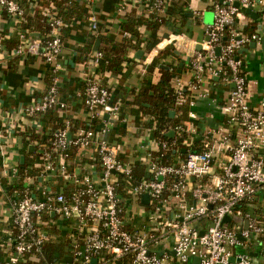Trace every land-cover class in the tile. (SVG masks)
Here are the masks:
<instances>
[{
	"label": "built area",
	"instance_id": "built-area-1",
	"mask_svg": "<svg viewBox=\"0 0 264 264\" xmlns=\"http://www.w3.org/2000/svg\"><path fill=\"white\" fill-rule=\"evenodd\" d=\"M140 1L144 17L153 14L158 21L166 17L170 0ZM132 2L123 0L118 10L124 11ZM252 2L212 0L208 39L189 57L191 79L186 85L180 80L172 82L175 105L187 111L167 132L172 130L173 137L183 139L184 156L177 154L175 141L155 137L146 126L138 162L122 158L121 142L109 140L115 126L127 121L120 100L113 99L108 84L86 73L81 93L86 126L69 137L70 120L63 116L37 163L27 166L23 174L16 160L2 158L0 195L7 196L10 213L9 225L0 236V264H252L251 252L260 255L257 264H264V249H256L259 239L264 243V220L257 221L251 215L254 205L245 203L264 187V156L260 154L264 149V97L258 106L249 103V84L239 57L249 37L231 26ZM0 8L19 24L15 54L42 57L48 65L47 89L31 103L17 107L40 130L43 113L54 106L66 107L58 96L60 28L65 22L54 13L51 1L35 7L50 14V31L43 40L20 26L25 10L16 0H0ZM89 20L96 31L97 19L90 14ZM123 35L130 34L123 31ZM178 36L175 32L166 40ZM223 38L226 42L221 44ZM250 39L257 36L252 34ZM102 58V52L94 50L89 66L100 67ZM205 74L230 85L224 106L230 130L219 137H214L218 132L213 130L199 133L192 110L194 98L203 94L200 86ZM178 109L172 110L174 116L181 115ZM2 125L10 136L9 125ZM193 142L199 143L201 151L187 149ZM70 147L80 151L73 165L69 164ZM171 151L176 153L174 162L162 163V155ZM216 152L222 159L217 164ZM138 163L142 174L136 181L134 166ZM215 164L218 174L212 181L209 177ZM58 177L73 186L67 192L52 186L51 179ZM144 194L147 202L142 200ZM226 215L247 219V227L242 222L222 224ZM56 237L65 242L62 255L53 262L43 261L45 245ZM194 257L199 262H193Z\"/></svg>",
	"mask_w": 264,
	"mask_h": 264
},
{
	"label": "crops",
	"instance_id": "crops-1",
	"mask_svg": "<svg viewBox=\"0 0 264 264\" xmlns=\"http://www.w3.org/2000/svg\"><path fill=\"white\" fill-rule=\"evenodd\" d=\"M36 1L23 0L29 5L26 11L28 15H32L34 8L39 6ZM122 1L76 0L86 10L82 16L74 18L69 24L62 38L59 57L58 96L66 107L60 109L59 106H54L43 113L40 118V130L37 127L33 128L30 117H25L23 111L17 110V107L31 103L33 98L47 89L50 82L48 65L42 57H21L15 54L19 24L0 8V170L3 157L16 160L19 164L20 156L23 155L25 162H29V165L37 163L39 153L48 147V137L51 132L61 126L63 116L70 120L69 137L75 134L76 129L86 126L87 115L81 102L86 73L101 83L108 84L113 99L120 100L122 115L127 117V121L115 126L109 135V140L121 142L120 156L122 158L138 162L139 145L144 144L146 140L144 130L147 128L146 122L149 120V115L142 111H134L136 109L135 95L143 83H156L160 79V69L163 68L161 65L168 66V69L175 68L176 75L171 83L175 80H180L185 85L188 83L191 79L189 57L194 51L201 50L208 39L206 29L213 19L212 0H170V5L174 8L165 23L157 28L158 43L152 48H148L145 43L140 44V48L130 47L124 43L123 23L143 15L144 8L140 0H132L133 2L127 5V8L123 7L124 11H119L118 7ZM53 6L54 13L58 12L57 4ZM247 8L253 13H247L245 11ZM90 14L97 19L96 31L91 28ZM234 26L243 36L248 37L245 32L246 27L257 36L255 40L250 39L249 36L248 42L242 47L247 50L239 53V57L249 84V103L258 106L264 97V0H253L248 7L244 8L242 14L235 18ZM137 30L143 35L150 36V31L144 24H139ZM175 32L179 33L178 38L167 42L169 35ZM31 35L40 36L36 31ZM252 41L255 42L254 47L250 45ZM98 49H104L110 57L122 58L120 69L110 71L89 66L92 52ZM163 50L164 53L159 56V52ZM139 51L142 52L139 53ZM157 57L159 64L149 69L151 61ZM229 89L230 85H224L220 77L204 75L200 86L203 94L194 98L195 104L192 107L197 116L199 133L213 130L218 132L214 137H219L220 134L225 135L229 132L230 127L224 111ZM189 94L192 96L191 93ZM184 108L186 114L187 109ZM2 124L9 125L10 136L5 131L6 126ZM30 130L38 135L47 136V139L40 142L31 138ZM68 153L69 164L73 165L80 151L70 147ZM260 154L264 156V149L260 151ZM220 157L221 155L216 152V164L222 161ZM216 164L209 177L212 181L215 178L213 176L218 174ZM74 170L80 172L77 167H74ZM50 183L63 192H67L73 186L72 183L63 181L60 177L51 179ZM0 201H2L0 236H3V230L9 225L10 212L5 194L0 195ZM253 205L254 209H251L253 216L264 220V187H260L257 201ZM260 247L264 249L262 239L258 241L256 249ZM256 260L260 261V255L256 257Z\"/></svg>",
	"mask_w": 264,
	"mask_h": 264
},
{
	"label": "trees",
	"instance_id": "trees-1",
	"mask_svg": "<svg viewBox=\"0 0 264 264\" xmlns=\"http://www.w3.org/2000/svg\"><path fill=\"white\" fill-rule=\"evenodd\" d=\"M25 10V15L20 21V26L26 29L29 34L36 31L39 33L40 37L45 40L48 38L50 31L49 18L50 14H44L42 10H34L32 15H28L26 11L29 9V5L24 3L23 0H16ZM48 1H51L53 4H57L58 12L57 15L65 22V26L60 28V36L63 38L65 32L68 29L69 24L74 18L82 16L85 13L86 8L83 5H80L76 0H37V4L46 5ZM173 6L169 5V8L166 11V17H162L160 21L154 18V15H151V18L143 17L140 15L138 18L132 19V21L123 23V31L129 32V36H124V43L130 47L140 48V44H147L148 48H152L158 43V37L156 36V30L161 25L164 24L167 20L169 13H172ZM139 24H144L146 28L150 31V36L143 35L137 30ZM135 25V26H134ZM234 26V22L231 25ZM227 32V31H226ZM245 32L248 37L253 34L251 30L245 28ZM225 38L222 39L221 44H224ZM102 52L103 58L100 61V68L103 70L117 71L121 67L123 59L120 57H110L108 52L104 49H98ZM114 50V49H113ZM124 51V50H123ZM164 53V50L159 52V56ZM159 64V59L154 58L150 65L149 69L157 66ZM243 69V67H242ZM160 79L156 83L145 82L141 85L139 92L135 95L134 103L136 104L135 112L142 111L145 114L149 115V120L146 122V126L151 127L153 135L157 138L166 139L168 141H175L179 145L178 153L181 156L185 155V151H182L184 147L182 144V138L178 137H168L166 136L167 130L170 127H174L179 123L180 120L185 118V108L178 107L175 105V93L172 87V79L176 75L175 68L160 69ZM146 104V105H145ZM180 108L182 113L179 116H170L169 111L173 110L177 112ZM62 125V123H61ZM31 131V130H30ZM31 138H35L40 142H44L47 139L45 135H38L31 131ZM189 150L192 151H201V147L198 142H193L188 146ZM176 153L170 152L169 155H162L161 162L165 164L173 163ZM29 162H25L23 167L19 166V173L23 174L24 169L29 165ZM33 164V163H32ZM37 168L34 167L31 171H35ZM135 179L136 181L140 178L142 174V166H134ZM257 201V195H255L250 200H246L245 203L254 204ZM243 203L242 205H244ZM254 209V208H253ZM257 221H263L262 218L255 216ZM232 225V223H229ZM260 240V239H259ZM67 242V241H66ZM65 242L63 239L56 237L50 239V241L45 245L43 251V261L53 262L57 260L63 253V247ZM36 264V263H34Z\"/></svg>",
	"mask_w": 264,
	"mask_h": 264
},
{
	"label": "water",
	"instance_id": "water-1",
	"mask_svg": "<svg viewBox=\"0 0 264 264\" xmlns=\"http://www.w3.org/2000/svg\"><path fill=\"white\" fill-rule=\"evenodd\" d=\"M218 1H219V2H222V0H218ZM234 5L237 6L238 3L235 2ZM245 11H246L247 13H250V14L253 13L249 8H247ZM255 17L257 18V13L255 14ZM263 42H264V38H263ZM250 45H251L252 47H254V46H255V42L252 41V42L250 43ZM246 50H247V48H241V49L239 50V53H242V52H244V51H246ZM141 52H142V51H139V53H141ZM216 52H218V49H217ZM161 67L166 68V69L169 68V67L166 66V65H161ZM173 114H174V112H173L172 110L169 111V115H170V116H173ZM173 134H174V132H173L172 130H170V131H168V132L166 133V135H167L168 137H172ZM69 135H70V134H68V136H69ZM184 150H185V149H184ZM24 164H25V157L22 155V156H20V159H19V165H20V167H23ZM142 200H143V202H147V195H146V194H144V195L142 196ZM208 206L211 207L210 204H209ZM251 214H252V213H251ZM252 216H253V214H252ZM229 222H239V223L242 222L244 228L247 227V223H248L247 219L242 220L240 217H237V216H228V215L224 216L223 219H222V224H223V223H229ZM202 233H203V231H200V234H202ZM166 252H167L169 255H172V256L174 255V251H166ZM262 253H264V251H263ZM158 254H159V255H162V254H163V251H159ZM250 254H251V256L253 257V259H252V264H257V260H256V257L258 256L257 253H256V252H251ZM95 260H96V259L93 258V259H92V262L94 263ZM199 260H200V259H199L198 257H194V258H192V261L195 262V263L199 262ZM231 260H232V258H231ZM173 264H174V263H173Z\"/></svg>",
	"mask_w": 264,
	"mask_h": 264
}]
</instances>
